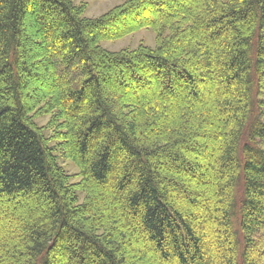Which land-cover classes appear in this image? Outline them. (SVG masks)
<instances>
[{"label":"trees","instance_id":"obj_1","mask_svg":"<svg viewBox=\"0 0 264 264\" xmlns=\"http://www.w3.org/2000/svg\"><path fill=\"white\" fill-rule=\"evenodd\" d=\"M84 8L0 0V264L264 261V0Z\"/></svg>","mask_w":264,"mask_h":264},{"label":"rangeland","instance_id":"obj_2","mask_svg":"<svg viewBox=\"0 0 264 264\" xmlns=\"http://www.w3.org/2000/svg\"><path fill=\"white\" fill-rule=\"evenodd\" d=\"M124 0H72L75 5H84L83 16L85 18H96L104 13H106L111 8L119 5ZM155 43V36L151 29H139L128 36L114 41H102L100 46L108 51H119L121 49H134L139 44H144L149 47H153ZM47 118H40L36 120V123L40 126L44 125ZM60 165L66 170V172L71 176V182H76L78 180L77 174L78 169L67 160H59ZM261 251H264L261 249ZM259 251L255 250L254 256ZM256 258V256H255ZM263 260H260L256 264H264Z\"/></svg>","mask_w":264,"mask_h":264}]
</instances>
